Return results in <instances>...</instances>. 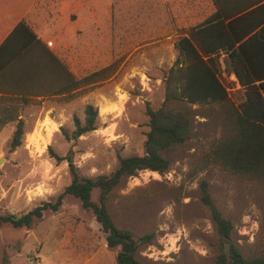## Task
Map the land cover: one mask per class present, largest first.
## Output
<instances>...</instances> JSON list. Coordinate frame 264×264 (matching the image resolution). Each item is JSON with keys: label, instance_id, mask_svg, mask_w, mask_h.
<instances>
[{"label": "rangeland", "instance_id": "rangeland-1", "mask_svg": "<svg viewBox=\"0 0 264 264\" xmlns=\"http://www.w3.org/2000/svg\"><path fill=\"white\" fill-rule=\"evenodd\" d=\"M154 3L161 6L157 0H104L95 4L94 16L84 14L76 22L83 32H76L68 57L75 77L118 61L111 79L72 97L0 104V117L2 108L24 122L22 144L14 151L10 144L17 122L0 132V215L19 217L55 202L73 179L71 165L95 178L110 175L122 157L142 155L150 130L147 104L158 109L166 103L182 108L191 121L187 140L163 152L170 169L162 174L143 170L124 179L107 201L116 224L131 230L135 240L153 234L149 243L140 242L137 259L143 264H215L220 236L201 201L203 181L233 223L232 236L242 255L264 257V176L235 173L213 157L234 132L232 105L241 108L244 91H231V102L166 101L165 77L177 59L181 34L163 8L152 16ZM223 66L225 55L219 57L220 70ZM87 104L99 110L97 129L68 140L65 132L74 131L75 116L84 121ZM48 129L53 131L47 141ZM99 196L94 189L92 201L98 204ZM118 251L107 246L93 211L71 195L31 228L0 225V264H118Z\"/></svg>", "mask_w": 264, "mask_h": 264}, {"label": "trees", "instance_id": "trees-1", "mask_svg": "<svg viewBox=\"0 0 264 264\" xmlns=\"http://www.w3.org/2000/svg\"><path fill=\"white\" fill-rule=\"evenodd\" d=\"M239 20L225 22L214 16L201 26L190 28L187 36L179 39L175 47L178 56L165 77L166 101L179 100L191 104L231 102L228 86L221 78L219 57L226 56V73H234L245 94L241 108L231 112L233 134L221 142L213 151V157L231 171L242 175L264 176V26L259 30L255 26L241 32L237 26ZM119 62L86 75L81 79H70L55 95L72 97L82 89L89 91L97 82L111 79L116 73ZM14 101L30 104L28 98L2 99V105ZM232 104V103H231ZM85 118L81 121L74 117L75 129L65 137L78 139L97 129L99 110L92 104L84 109ZM146 115L149 119V132L142 155L122 157L118 167L110 175L95 178L82 176L71 165L73 179L55 202H45L27 214L0 215V225L11 224L15 228H31L43 217L44 212H56L62 206L63 199L74 196L80 200L84 209L92 210L106 234L107 246L119 248L118 264H143L137 259L140 242L149 243L153 234L135 240L131 230L119 227L107 207L111 192L128 177L143 170L165 173L170 161L163 152L184 143L191 130V121L186 112L179 107H168L164 103L154 109L147 104ZM17 122L10 151L21 146L24 135V122L18 116L1 108L0 132L11 123ZM64 131V130H62ZM201 201L210 210L213 222L220 236L221 253L215 264H264V257L246 259L233 239V223L226 219L214 203L207 181L201 183ZM94 189L100 190L99 203L92 201Z\"/></svg>", "mask_w": 264, "mask_h": 264}, {"label": "crops", "instance_id": "crops-1", "mask_svg": "<svg viewBox=\"0 0 264 264\" xmlns=\"http://www.w3.org/2000/svg\"><path fill=\"white\" fill-rule=\"evenodd\" d=\"M103 1L0 0V104L2 99L28 98L32 104L64 96L55 94L70 79H81L68 60L76 32H83L75 24L84 14L94 16L95 4ZM157 1L161 6L153 4L152 16L163 8L180 30L179 39L214 16L226 23L238 19L241 32L264 26V0Z\"/></svg>", "mask_w": 264, "mask_h": 264}, {"label": "built area", "instance_id": "built-area-1", "mask_svg": "<svg viewBox=\"0 0 264 264\" xmlns=\"http://www.w3.org/2000/svg\"><path fill=\"white\" fill-rule=\"evenodd\" d=\"M221 74H222V77L225 78V81H226L225 83L228 86V91L229 92L235 90L236 88L242 89L237 76L234 73H232L231 75H228L226 73V70H225L224 66H223V68L221 70ZM263 97H264V92H263Z\"/></svg>", "mask_w": 264, "mask_h": 264}, {"label": "bare ground", "instance_id": "bare-ground-1", "mask_svg": "<svg viewBox=\"0 0 264 264\" xmlns=\"http://www.w3.org/2000/svg\"><path fill=\"white\" fill-rule=\"evenodd\" d=\"M102 113H106V110L105 109H102ZM53 131V129H48L47 130V141L48 139H50V136H51V132ZM50 141V140H49Z\"/></svg>", "mask_w": 264, "mask_h": 264}]
</instances>
